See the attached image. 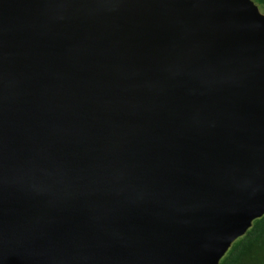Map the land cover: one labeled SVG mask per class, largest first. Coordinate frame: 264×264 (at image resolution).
Masks as SVG:
<instances>
[{"label":"water","instance_id":"water-1","mask_svg":"<svg viewBox=\"0 0 264 264\" xmlns=\"http://www.w3.org/2000/svg\"><path fill=\"white\" fill-rule=\"evenodd\" d=\"M262 214L253 0H0V264H217Z\"/></svg>","mask_w":264,"mask_h":264},{"label":"trees","instance_id":"trees-1","mask_svg":"<svg viewBox=\"0 0 264 264\" xmlns=\"http://www.w3.org/2000/svg\"><path fill=\"white\" fill-rule=\"evenodd\" d=\"M253 2L264 12V0ZM217 264H264V214L232 241Z\"/></svg>","mask_w":264,"mask_h":264},{"label":"rangeland","instance_id":"rangeland-1","mask_svg":"<svg viewBox=\"0 0 264 264\" xmlns=\"http://www.w3.org/2000/svg\"><path fill=\"white\" fill-rule=\"evenodd\" d=\"M258 9H259V11L261 12V13H263L264 14V12H262V10H261V8L258 6Z\"/></svg>","mask_w":264,"mask_h":264}]
</instances>
